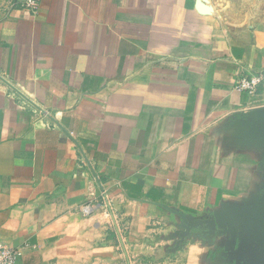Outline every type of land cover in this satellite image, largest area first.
I'll use <instances>...</instances> for the list:
<instances>
[{
  "label": "crops",
  "instance_id": "0c3cea01",
  "mask_svg": "<svg viewBox=\"0 0 264 264\" xmlns=\"http://www.w3.org/2000/svg\"><path fill=\"white\" fill-rule=\"evenodd\" d=\"M198 3L42 0L32 14L0 0V76L70 132L103 188L0 81V245L21 250L16 264H245L233 226L178 246L180 215L264 196V86L235 89L264 74V8Z\"/></svg>",
  "mask_w": 264,
  "mask_h": 264
},
{
  "label": "water",
  "instance_id": "95a60500",
  "mask_svg": "<svg viewBox=\"0 0 264 264\" xmlns=\"http://www.w3.org/2000/svg\"><path fill=\"white\" fill-rule=\"evenodd\" d=\"M196 10L200 14L210 15L211 9L202 4L196 5ZM0 81L32 105L36 110L45 115L53 124L58 126L79 148L89 169L91 170L95 180L101 190L102 184L96 174L92 164L84 154L81 146L76 139L68 132L55 118L46 110L41 108L33 100L28 98L16 86L11 84L4 77L0 76ZM257 131L264 134V110L260 112L256 119ZM183 219L181 224V241L178 246L184 243L186 237L192 232L200 231L201 235L210 240L216 233H224L230 226H233L241 238V245L237 252V258L245 262V264H264V196L253 207L243 211L237 209H229L218 217H211L204 220L190 219L180 215Z\"/></svg>",
  "mask_w": 264,
  "mask_h": 264
},
{
  "label": "built area",
  "instance_id": "2783aa9c",
  "mask_svg": "<svg viewBox=\"0 0 264 264\" xmlns=\"http://www.w3.org/2000/svg\"><path fill=\"white\" fill-rule=\"evenodd\" d=\"M41 2L42 0H8L9 4L7 8H19L32 14H37ZM263 86L264 74H260L240 78L235 85V89L240 93H246L252 96L256 95ZM85 211L88 213L87 209ZM21 255V250L0 245V264H16Z\"/></svg>",
  "mask_w": 264,
  "mask_h": 264
},
{
  "label": "rangeland",
  "instance_id": "374dc122",
  "mask_svg": "<svg viewBox=\"0 0 264 264\" xmlns=\"http://www.w3.org/2000/svg\"><path fill=\"white\" fill-rule=\"evenodd\" d=\"M227 1L230 2V0H203V2L206 3L207 6L210 7V9H212L213 14H215L217 11L218 13H220L231 7L235 9L238 8L239 10L253 8V7L255 9L264 8V0H255L256 3L254 5L248 4V2L250 3L252 2V0H233L234 4L232 6H230L229 4H226Z\"/></svg>",
  "mask_w": 264,
  "mask_h": 264
}]
</instances>
